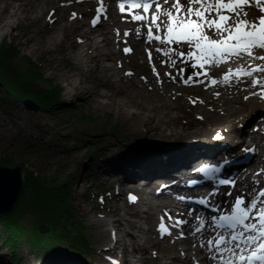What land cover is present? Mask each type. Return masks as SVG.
<instances>
[{
	"label": "bare ground",
	"instance_id": "obj_1",
	"mask_svg": "<svg viewBox=\"0 0 264 264\" xmlns=\"http://www.w3.org/2000/svg\"><path fill=\"white\" fill-rule=\"evenodd\" d=\"M87 1L20 0L13 4L0 0V23L6 26V32L15 28V36L27 52L43 60L45 70L64 83L65 98L75 107L98 110L103 115L110 111L113 120L120 121L117 135L100 131L92 141L104 155V164L110 167H102L100 173L94 169L89 174L114 190L117 196L105 205L104 215H97L96 206L90 207L82 199L94 185L85 183L91 180L84 174L86 162L78 161L67 172L71 182L81 171L73 191L78 216L90 228L86 237L88 250L79 252L60 243L59 253L53 250L33 262L26 256L30 250L22 251L23 263L110 264L109 258L116 257L121 264H209L206 248H201L204 240L215 234L207 227L209 212L199 205L187 207L189 202L184 195L189 190L181 180L190 177L185 169L197 156L227 157L234 147H238L237 152L240 147L251 144V162L245 173H242V162L228 164L224 170L232 183L210 187L205 198L218 204L219 208L213 206L218 211L238 196L247 203L255 189L264 190V99L251 95L260 91L250 87L251 77L233 81L231 85L209 86L208 76L220 78L229 68L236 69L232 63L240 67L264 64V61L234 59L219 66L193 69L191 64L195 61L186 60L180 68L170 67L167 57L151 52L146 36H137V29H145L144 22L133 21L127 10L121 13L118 0H106L109 6L103 5L105 16L95 26L92 15L89 20L84 19L82 7ZM248 13L249 19H255L254 11ZM125 32L129 35L125 36ZM125 48L131 51L126 53ZM121 51L129 55L124 61L116 56ZM66 52L71 65L67 63ZM257 54L264 55V50H257ZM181 68L183 73L179 71ZM205 71L208 76L204 75ZM190 75L193 81L184 84L182 80ZM261 75L264 73H255L254 77ZM182 84L190 87L187 92L191 99L186 107L179 104L178 89ZM215 92L220 95L215 96ZM29 118L36 128L31 133L33 137L48 135L49 128L41 123L40 116L31 113ZM14 122L20 126V132L27 130L18 120ZM251 122L256 128L246 131L248 127L244 125ZM7 127V130L0 129V141L9 137L12 126ZM57 132L62 135L65 128L61 126ZM89 134L86 133V138ZM217 134L221 139H214ZM145 135L173 142L166 150L159 151L146 138L132 141L135 136ZM57 143L58 140L47 145L33 165H46L52 156L60 153ZM142 179L153 186L140 188L135 202H130L127 186L139 188L138 183L132 182ZM160 181L164 185L157 192L155 188ZM165 212L169 214L164 217L169 231L161 236L157 229ZM196 217L206 220V228L198 234L194 232ZM180 220L188 223L174 226ZM3 253L0 250V264H7L1 256Z\"/></svg>",
	"mask_w": 264,
	"mask_h": 264
},
{
	"label": "snow or ice",
	"instance_id": "obj_2",
	"mask_svg": "<svg viewBox=\"0 0 264 264\" xmlns=\"http://www.w3.org/2000/svg\"><path fill=\"white\" fill-rule=\"evenodd\" d=\"M100 3L101 7L96 10L98 15L92 20L93 26L99 22L101 11L105 10L102 0ZM247 7H256L258 14L255 19L248 18ZM118 8L121 13L127 8L133 21L144 22L147 41L158 42L160 47L155 50L168 58L170 67L177 63L174 57L195 61L191 64L193 69L198 66L204 68L205 65L219 66L234 59L264 61V55L257 54V50H264V0H118ZM124 35L129 33L125 32ZM139 35L140 29H137ZM180 44L187 45L188 51H178L170 46ZM124 51L128 53L131 49L125 48ZM151 58L149 53L150 63ZM179 71L183 73L184 69ZM153 72L159 81L155 68ZM255 73H264V64L229 68L220 78L208 76L207 71L204 75L208 76L209 86L231 85L233 81L251 77L250 87L260 89L251 95H259L264 99V75L254 77ZM193 75L198 76L199 73ZM192 81L191 75L182 80L186 85ZM214 95L219 96L220 93L215 92ZM214 139L219 140L221 137L217 134ZM207 170V166L198 169L201 172ZM219 183L232 182L220 180ZM261 198H264V190L247 203L238 196L229 214L210 218L207 227L215 234L201 244V248H206L209 264H264V199ZM129 200L135 202L136 197L130 195ZM168 215L165 212L160 218L157 230L161 236L168 234L164 223V217ZM196 221L194 232L198 234L206 228V220L196 217ZM187 223L180 220L174 226ZM113 264L116 262L113 261Z\"/></svg>",
	"mask_w": 264,
	"mask_h": 264
},
{
	"label": "rangeland",
	"instance_id": "obj_3",
	"mask_svg": "<svg viewBox=\"0 0 264 264\" xmlns=\"http://www.w3.org/2000/svg\"><path fill=\"white\" fill-rule=\"evenodd\" d=\"M11 3H17L20 0H9ZM98 3L97 0H88L84 6L82 7V11L85 12L84 19L89 20L91 15L94 13V6ZM50 7V6H49ZM167 7V6H166ZM246 10L248 12H255L253 14H258L256 7H247ZM4 12H7L6 10ZM44 24V21L41 22ZM7 28L4 24L0 23V42L2 40H7L11 44H13L17 49L16 57L12 60V66L23 70L28 64V60H30L33 64L38 66V70L41 73V76L36 86L44 89H51L55 86H60V97L59 103L52 107L49 111L39 110L37 108H29L23 103V99L19 97H11L8 94L4 93V90L0 86V129L7 130V125H11V133L9 137H6L4 140L0 141V164L5 166H14L20 165L24 170V178L32 173H37L38 175L48 178L49 181L53 184L62 183L63 188H66L68 192V201L73 206V213L70 218V222L73 225L81 226V237L85 239L87 242V233L90 228L87 227L84 223L83 218L78 216L77 212V200L74 196L73 185L76 178L79 177L81 171L77 172L75 175V179L71 182H68L67 172L75 166L78 161H85V176H88V180L86 185L94 184L90 189L86 192V194L82 197L84 201L91 207L96 206L97 202L101 201L100 206L103 207V211L100 210L97 215L105 214V205L114 198L116 199V192L112 189H108L104 186V183L100 181L95 176H91L89 173L96 170L97 173H100L102 167H110L107 164H104L105 158L104 155L99 151L98 147L95 146L92 141L94 140V136L97 135L100 131L111 132L114 136L119 133L120 129V121L118 119L113 120V114L110 111H107L105 115H103L98 110H87L83 108V106L75 107L69 102V98H65L63 91L65 89V85L62 81H60L54 74L47 72L44 67L43 60L37 58L34 54L28 53L24 46L19 43V40L16 38L15 32L17 31L15 28L9 29L6 32ZM155 34V29H153ZM147 30L144 28L140 29L141 37L145 36ZM123 45V44H122ZM121 45V48H122ZM178 51L187 52L188 49L184 44L180 45H170ZM150 47L152 51L156 52V48L160 47L158 42L153 41L150 43ZM119 58L124 61V57L129 55L122 53V51L117 54ZM65 57L68 59L70 65L72 61L69 57L68 52L65 53ZM177 60V63L174 65L177 68L184 66L187 58L181 59L178 57H174ZM114 64V62H111ZM237 63H232L234 66ZM73 69V68H71ZM177 76V73L174 74V77ZM173 78V77H172ZM190 87H185V85H181L178 91L180 92L179 104L181 106H187L190 103L191 96L188 95V89ZM35 114L40 116L41 123L43 125L48 126V135L42 137H33L31 133L36 131V128L32 125L31 120L29 118L30 114ZM180 114L183 111H179ZM18 120L19 123L26 127V131L20 132V126H18L14 121ZM202 124L198 125L200 127ZM254 123L251 122L248 126L244 125V127H248L245 129L246 131L252 129L254 127ZM4 126V127H3ZM64 127L65 132L62 135H58L57 129ZM86 133H90L88 138H86ZM113 135H110L113 137ZM146 138L147 142L152 148H155L159 151L166 150L171 142L169 139L160 138V137H152L151 135L147 136H135L132 141L139 142V139ZM57 148L60 153H56L55 156H52L49 162L46 165L41 167H35L33 162L41 155V152L47 147V145L51 144L53 141H57ZM245 146L240 147L244 148ZM53 152V151H52ZM98 154L100 157L99 160L94 161L92 159V155ZM113 199H112V198ZM14 208V207H13ZM36 220V215L33 213L25 212L23 216L20 218V223L26 228L27 226L32 225ZM155 221V220H154ZM38 222V220H37ZM155 223V222H154ZM43 225V224H41ZM40 225V226H41ZM39 226V228H40ZM46 226L43 225V228ZM93 227V226H92ZM38 231L40 232V229ZM47 228V227H46ZM25 230V229H24ZM6 239V235L3 233L0 227V250L4 251L1 255L7 262V264H24V257L22 255V251L26 252V250H30V254L26 253L28 259L31 261H37L39 258L48 254L49 252L41 250V248L34 249L28 243L27 237L24 235L20 238L19 243L13 249L12 255L11 251L5 250L4 241ZM89 245V244H88ZM53 251V250H52ZM58 252L59 249H56ZM59 253V252H58ZM14 258V262L12 260Z\"/></svg>",
	"mask_w": 264,
	"mask_h": 264
},
{
	"label": "trees",
	"instance_id": "obj_4",
	"mask_svg": "<svg viewBox=\"0 0 264 264\" xmlns=\"http://www.w3.org/2000/svg\"><path fill=\"white\" fill-rule=\"evenodd\" d=\"M16 54V47L9 41L0 42V86L4 93L30 99L37 109L49 111L59 103L61 87L44 89L36 86L42 77L38 66L30 60L23 70L12 66ZM98 158L96 155L95 160ZM97 205L100 210V202ZM25 212L36 215L35 222L26 228L20 223ZM72 213L73 206L62 183L53 184L48 178L31 172L24 178V186L14 209L0 218V226L6 235L5 243L12 250L25 235L35 249L50 250L62 242L82 251L86 249V242L80 235L81 228L70 222ZM41 224L47 227L44 232L38 231Z\"/></svg>",
	"mask_w": 264,
	"mask_h": 264
},
{
	"label": "water",
	"instance_id": "obj_5",
	"mask_svg": "<svg viewBox=\"0 0 264 264\" xmlns=\"http://www.w3.org/2000/svg\"><path fill=\"white\" fill-rule=\"evenodd\" d=\"M24 104L29 108L35 105L31 100L25 99ZM25 170L20 165L5 166L0 164V217L6 215L14 207L24 186ZM44 232L46 227L40 226Z\"/></svg>",
	"mask_w": 264,
	"mask_h": 264
}]
</instances>
